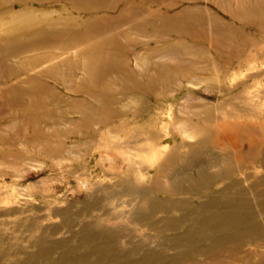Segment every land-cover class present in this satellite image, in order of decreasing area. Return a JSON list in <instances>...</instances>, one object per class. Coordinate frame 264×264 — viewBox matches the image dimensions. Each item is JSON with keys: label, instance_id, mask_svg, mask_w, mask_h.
Masks as SVG:
<instances>
[{"label": "rangeland", "instance_id": "1", "mask_svg": "<svg viewBox=\"0 0 264 264\" xmlns=\"http://www.w3.org/2000/svg\"><path fill=\"white\" fill-rule=\"evenodd\" d=\"M215 1L116 0L108 10L45 1L26 11L36 26L16 31L0 24V160L24 171L19 178L0 172V264H20L37 253L39 237L55 245L35 264H50L67 247L89 255L107 241L101 234L84 237V225L95 222L112 232L117 247L100 264L135 246L137 254L119 261L163 249L169 259L180 252L182 264H193L207 257L188 243L175 244L186 241L197 216L184 215L215 192L224 198L244 189L249 198H261L264 32L257 22L234 21ZM240 2L225 0L226 9ZM24 8L2 0L0 23ZM186 8V18L197 10L202 16L190 23L171 19ZM212 19L230 22L235 31L214 30ZM18 121L20 135L6 130ZM202 169L215 177L211 183L194 192L173 189L180 181L188 190ZM43 182L52 189L40 190ZM17 185L32 194L19 197L29 199L27 206L5 204ZM150 197L182 203L133 221L135 205ZM148 205L142 208L147 213ZM171 218L182 222L166 228ZM233 232L201 230L205 237ZM250 239L215 250L218 264L258 260L264 229ZM92 259L88 264H98Z\"/></svg>", "mask_w": 264, "mask_h": 264}, {"label": "bare ground", "instance_id": "2", "mask_svg": "<svg viewBox=\"0 0 264 264\" xmlns=\"http://www.w3.org/2000/svg\"><path fill=\"white\" fill-rule=\"evenodd\" d=\"M20 2V4L24 5V9L22 12H20L17 15L9 16V18H3L1 23L3 27L7 26V28L13 29V30H22L23 28L26 29L27 27H33L38 24L36 22V19L32 17L31 15L27 14L26 11L31 8V4L33 3H44L45 1H51V2H68L74 7H78L81 9L86 10H97V9H113L115 8L116 4L114 1L116 0H17ZM128 2L129 0H119ZM241 5H237L233 10L230 11L226 9L225 6V0H220L219 2L215 1V4L219 6V8H224L228 14L231 16V18L236 20H242L244 23L249 25H254V23L257 22V25L259 30L264 32V0H241ZM161 5V3H159ZM236 4V3H235ZM2 5V0H0V7ZM176 4L173 3L171 6L174 7ZM189 8L183 9L180 12L175 13L172 15L171 19L176 20H184L185 22H191L193 19L197 20V16L201 15L202 12L199 10H202V8L197 7V10L193 16V18L185 17V13H188ZM192 10V9H190ZM209 10V9H205ZM7 11H13L12 8H8ZM26 14V15H24ZM170 16V15H167ZM214 25L211 26L214 28V30L220 29V28H228L230 31H235V29L232 28L230 22L228 21H220L217 19H212ZM224 20V19H223ZM193 23H197L194 22ZM248 25V26H249ZM24 31V30H23ZM19 32V31H18ZM1 98V96H0ZM4 110H2V107L0 108V114L3 113ZM6 125V124H5ZM6 130L10 131L14 135H20L21 130H23V122L19 123H11L6 125ZM228 138V139H227ZM225 140L229 141L232 145H237V141L226 137ZM238 148V147H237ZM107 158L101 157L100 162L105 163ZM10 171L12 175L16 178L23 177L24 171L21 169H18V166L13 165L12 163L5 162L3 160H0V172ZM194 179V177H193ZM192 179V180H193ZM215 177H212L208 173H206L205 170H200L198 176L196 179H194L193 183L188 186V190H186L185 187L181 184L180 181H176L173 184V189L178 191H188V192H194L198 189L199 185L203 183H211ZM204 184V186L206 185ZM18 186V185H17ZM15 187L17 190L16 194H10L9 198L10 200L6 201L5 204L12 205L14 203H19L22 206H27L28 204V198H23L24 203L21 202L19 199L20 195H23L25 197H30L32 194L24 193L22 189L18 187ZM31 187H36L35 184H29ZM187 187V186H186ZM26 190H30L28 186H25ZM40 190L43 192L48 191V189H52V187L47 184V182H43L39 186ZM15 190V191H16ZM131 191V188H130ZM2 193H0L1 195ZM252 195L246 190H239L235 192L234 194L226 195L224 198L221 197V195H217V192L213 193L209 199L197 207L196 211L190 212L184 216L192 217V215H197L195 218H192L193 222L190 224V227L188 226L186 231L184 232V236L187 237L186 241H179L175 244L182 245L183 242L188 243L192 250L197 251L199 253H202L206 255L207 258L203 260H197L195 259L193 264H218L219 258L217 257L215 250L221 251L226 246H230L232 244L238 245L240 242H243L246 237L253 243L254 236L257 238V236L263 235V229H264V219L263 221H259L260 218L264 216V191L262 194H260L259 200H254L256 197L249 198V196ZM14 201H13V200ZM94 202L96 205L101 202V198L94 199ZM92 203L94 205L95 203ZM185 202V201H183ZM139 204L135 205V212L132 213L133 221H143L148 218H152L154 213L158 210L164 209L166 213H169L170 210H173L172 207H170L169 204H172L173 207H177L182 203V201H172V200H162L159 198H148L143 199L138 202ZM149 204L148 209L149 212L143 211L142 208L143 205ZM48 206V205H47ZM170 207V208H169ZM208 211H212L209 213ZM188 219V218H187ZM182 222L176 218H171L168 220V224L165 225L167 228H177V225ZM97 225L98 229H94L92 226ZM99 223H89L87 225H84V237L87 240H94L96 237H98V234H101L102 238H107V241H104V243L98 244L92 251L89 253V255H85L79 252L78 247H67L65 251H63L60 256L57 259H53L50 264H64L67 262V259H70V262L72 264H88L90 259L95 261V263L100 264L101 258L106 255H111L113 253V250H115L116 243H112L109 240V234L112 233L108 231V229H104V227L100 228ZM205 228H210L212 232L219 233L222 232L225 229H233L235 232L229 234V233H223L219 235H212L207 236L201 234V230ZM106 233V235H105ZM243 233H248L247 236L243 235ZM214 234V233H213ZM183 239V238H182ZM263 239V238H261ZM114 240V239H112ZM117 240V239H116ZM184 240V239H183ZM258 240V239H257ZM256 241V239H255ZM49 242H52L53 244H49ZM116 242V241H115ZM203 243H207L203 246ZM258 243V242H257ZM263 243V242H262ZM251 244V243H250ZM261 244V243H260ZM55 245L54 241H49L45 237H39L37 239V246L39 247V251L37 253H34L32 255H28L24 260L21 261L20 264H35V260L42 256H49L52 252L53 246ZM202 245V246H201ZM247 246V245H246ZM249 246V244H248ZM251 246V245H250ZM257 246V245H252ZM260 247V246H259ZM140 246H135L134 248L124 249V253L118 252V254H115L111 260H109L107 263L103 264H152L157 263L158 264H182L184 254L177 252L173 255H171L170 259L167 255V250L163 249H157L153 251H148V249L144 252L143 255L140 257L129 260L125 259L129 257L128 255H134V253L140 250ZM135 250V252H134ZM247 252H255L254 249L251 251V248ZM127 253V256L125 255ZM258 253V252H257ZM242 254V253H241ZM245 255V254H244ZM121 257H125L124 261L121 260ZM200 257V256H199ZM198 257V258H199ZM220 257V256H219ZM256 257H259L258 260L248 262L247 264H264V252L258 253ZM107 258V257H105ZM167 258L169 259L167 261ZM223 258V257H222ZM156 259V260H155ZM221 259V258H220ZM241 262V261H239ZM91 264V263H90Z\"/></svg>", "mask_w": 264, "mask_h": 264}]
</instances>
